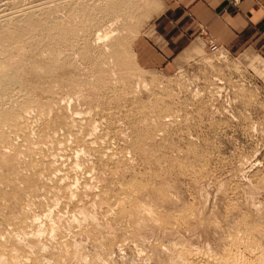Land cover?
I'll use <instances>...</instances> for the list:
<instances>
[{"label":"rangeland","instance_id":"1","mask_svg":"<svg viewBox=\"0 0 264 264\" xmlns=\"http://www.w3.org/2000/svg\"><path fill=\"white\" fill-rule=\"evenodd\" d=\"M167 1L0 0V264H264V55L145 68Z\"/></svg>","mask_w":264,"mask_h":264},{"label":"crops","instance_id":"2","mask_svg":"<svg viewBox=\"0 0 264 264\" xmlns=\"http://www.w3.org/2000/svg\"><path fill=\"white\" fill-rule=\"evenodd\" d=\"M193 36L228 52L264 55V0H168L154 29L136 43L140 64L168 68ZM244 57L252 59L250 53Z\"/></svg>","mask_w":264,"mask_h":264},{"label":"bare ground","instance_id":"3","mask_svg":"<svg viewBox=\"0 0 264 264\" xmlns=\"http://www.w3.org/2000/svg\"><path fill=\"white\" fill-rule=\"evenodd\" d=\"M15 10V9H14ZM34 13V12H33ZM26 14H28V13H26ZM153 14V13H152ZM151 14V15H152ZM31 15V14H30ZM156 15V14H155ZM13 16V15H12ZM33 17V16H32ZM74 21V20H73ZM68 23V22H67ZM52 29V28H51ZM58 29V28H57ZM38 34H39V32H38ZM35 36V35H34ZM49 37V36H48ZM51 37V36H50ZM49 37V38H50ZM100 37V36H99ZM108 37V36H107ZM102 38H103V36H102ZM63 39H65V38H63ZM1 40V39H0ZM45 40V39H44ZM98 40V39H97ZM54 41V40H53ZM46 43V42H45ZM77 45H78V43H77ZM30 46V45H29ZM43 46V45H42ZM218 55L219 54H222V55H224L223 54V49H220L218 52H216ZM215 53V54H216ZM3 55V54H2ZM57 57V56H56ZM218 58V57H217ZM221 58V57H220ZM227 58V57H226ZM31 62V61H30ZM206 63H211V60L210 59H207L206 61H205ZM2 67V66H1ZM12 69H14L13 67H11ZM5 69V68H4ZM12 69H10L7 73H1L0 74V81L1 82H3V83H5V86H6V88H8V89H10L9 88V86L10 85H17L18 84V82H19V76H18V74L16 73V71L14 70H12ZM3 72H6V71H3ZM10 72H12V73H10ZM13 85V86H14ZM19 85H21V84H19ZM11 87V86H10ZM5 88V87H4ZM4 88H2V89H4ZM12 88V87H11ZM7 89V90H8ZM6 90V89H5ZM16 90V89H15ZM2 91V90H1ZM11 91V90H10ZM9 91V92H10ZM12 93H11V97L9 96V95H7V93H8V91H2V96H0L1 98H3V100L5 99H7L8 101H9V99L8 98H16L15 96H13V93L15 92H13V91H11ZM17 92V91H16ZM20 93V92H19ZM19 93H16V94H19ZM23 93V92H22ZM1 94V93H0ZM20 95V94H19ZM19 95H18V97H19ZM13 96V97H12ZM0 98V99H1ZM19 99V98H18ZM13 100V99H12ZM16 101V100H15ZM5 103V102H4ZM4 103H3V101H1L0 102V108H1V105H4ZM14 103V102H13ZM8 105H10L11 103H10V101L7 103ZM15 104V103H14ZM6 106V105H5ZM10 106H13V105H10ZM4 109V108H3ZM1 110V109H0ZM118 135V134H117ZM104 136V135H103ZM86 139V138H85ZM87 140H88V138H87ZM87 140H85L88 144H90L91 142H89V141H87Z\"/></svg>","mask_w":264,"mask_h":264},{"label":"built area","instance_id":"4","mask_svg":"<svg viewBox=\"0 0 264 264\" xmlns=\"http://www.w3.org/2000/svg\"><path fill=\"white\" fill-rule=\"evenodd\" d=\"M236 1V0H233ZM202 34L205 35V31L202 30ZM208 47L210 49L211 52L216 53L218 52L220 49H222L219 45H217L212 39L208 40Z\"/></svg>","mask_w":264,"mask_h":264}]
</instances>
